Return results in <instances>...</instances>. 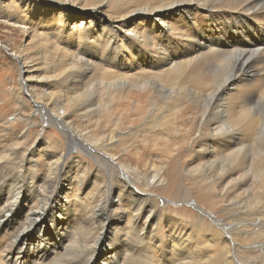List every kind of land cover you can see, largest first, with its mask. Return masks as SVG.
Here are the masks:
<instances>
[{
	"label": "bare ground",
	"instance_id": "6f19581e",
	"mask_svg": "<svg viewBox=\"0 0 264 264\" xmlns=\"http://www.w3.org/2000/svg\"><path fill=\"white\" fill-rule=\"evenodd\" d=\"M4 2L0 23L30 41L13 52L12 121L0 117V222L12 228L0 264H238L261 252L264 0ZM245 23L255 36H241ZM46 125L68 149L40 134L31 145ZM175 166L176 201L195 213L154 198Z\"/></svg>",
	"mask_w": 264,
	"mask_h": 264
},
{
	"label": "rangeland",
	"instance_id": "374dc122",
	"mask_svg": "<svg viewBox=\"0 0 264 264\" xmlns=\"http://www.w3.org/2000/svg\"><path fill=\"white\" fill-rule=\"evenodd\" d=\"M1 1L2 0H0V3H1ZM11 2H14V0H5L4 3L9 4ZM0 6H1V4H0ZM72 18L74 19L75 16H73ZM83 21H85V20H83ZM72 22H75V21L73 20ZM249 26L250 25H248L247 23H245L244 26H243V24H239L238 29H240V30L242 29V31H241L242 37L250 38V36H255L254 35V34H256L255 30H251V27H249ZM19 32H20V30L18 28L7 26V25H5L4 22L0 23V117H2L1 119L4 118L8 121H12L11 120V118L13 116L12 112L15 109V100H13L12 92L15 88L18 87V73H17L18 61H16V59L13 58V56H14L13 52L14 53L20 52L19 48L21 50V46L23 44L26 45L30 41L27 37L23 36ZM234 41H236L234 44H238V46H240V48H242L244 46L242 48V49H244L246 47V45L241 46V44H244V43L240 37L235 38ZM36 49L37 48H33L32 50H30L31 57L36 55L35 54V52L37 51ZM79 125H81V123ZM81 127H83V126H81ZM45 130L46 131L43 132L42 129L39 128L38 135L35 132L32 133L33 136H32L31 145H32V143L35 144L36 140L39 138V136L42 135L47 140H49L50 142H52L53 140H57V138H59V140H62L61 142L68 149L66 141L64 140V138L62 137V134L59 132L58 129L55 130L57 132V133H55L52 130H50V128L46 125ZM72 152L73 151H71V150L68 151V154L71 156L70 161L73 159V153ZM83 156L86 159H88V161L90 162V166H91L90 171L91 172L94 171L97 168L96 161L93 158H91L85 154ZM160 158L165 159L164 162L167 161L165 157H160ZM177 166L171 168L172 170H171V174L169 175V177H170V179L172 178V180L174 179V181L170 185L171 187H169V189H167V191H165V192L156 193L157 196L154 195V198H156V200H160V204H159L160 208L164 207V204L165 205L170 204L174 209L187 208L189 212L195 213V212H197V210L199 211V209L194 208V206L192 205L193 202H190V204H189L187 202H180V200H179V202L176 201V198L179 197L180 193H181V190L179 189V186H178L181 183V182H179L178 179H181V178L176 173V171L178 170ZM141 169L144 170V168L142 166H141ZM38 173L41 176L44 175V169L42 168L41 160H39ZM62 189H61L63 191L62 195H64L66 190L68 189L67 185L65 187H63ZM89 190H91V189L88 188V191ZM194 197L196 199L200 200L206 209L210 208L209 203L207 201H205V199L202 198L199 193L197 194V192H196L194 194ZM114 200L117 201V197H115ZM202 204H200V205L202 206ZM207 210H209V209H207ZM209 211L212 213V215L215 218L223 216V214L217 209H215L214 212H212L211 210H209ZM205 216L209 220V222L215 226V222L212 219L214 217H212L209 214H206ZM5 227H3L2 223L0 224V236H2L3 240L6 241V239L9 236L8 233L10 234L12 228L7 229ZM257 229L259 230V228H257ZM29 242H36V239L35 238L33 240L29 239ZM254 243H256V241H254ZM253 247H255V251H257V253H254L253 255H250V256H245V259H243V260L237 256V258H238L237 263L238 264H264V257L262 255V253H264V245L261 249V252H258V250L260 248H258L257 245H254ZM248 260H253V261H248Z\"/></svg>",
	"mask_w": 264,
	"mask_h": 264
}]
</instances>
